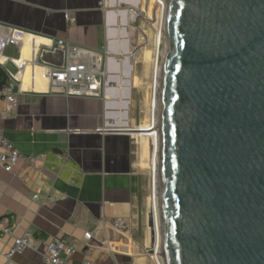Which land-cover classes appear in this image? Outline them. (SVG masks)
I'll list each match as a JSON object with an SVG mask.
<instances>
[{
  "label": "crops",
  "instance_id": "0c3cea01",
  "mask_svg": "<svg viewBox=\"0 0 264 264\" xmlns=\"http://www.w3.org/2000/svg\"><path fill=\"white\" fill-rule=\"evenodd\" d=\"M137 3L0 0V34L9 35L13 30L24 33L21 44H8L0 56L8 78L22 84L20 104L6 119V104L0 95V133L23 154L45 155L34 164L21 162L11 172L0 164V220L8 217L17 236L26 231L43 238L70 236L80 246L70 264H83L84 260L92 264H152L147 251L150 235L146 229L143 139L134 132L99 131L128 128V122H121L128 118L126 111L123 115L119 111L124 99H119L121 104L116 100L127 84L125 77L132 75L126 49L131 52L135 46L131 15L141 9L143 0ZM58 40L108 59L110 82L115 83L114 89L106 91L110 98H67L39 77V67L33 80L29 66L19 72L18 62L31 60L34 47L45 50L38 56L41 62L62 64L64 55L56 46ZM130 95L125 92L124 96ZM126 103L124 109L128 108ZM114 111L120 115L114 116ZM36 194L39 200L34 199ZM87 231L94 233L90 256L84 252ZM13 241L0 235V264L7 263ZM44 250H26L13 261L45 264Z\"/></svg>",
  "mask_w": 264,
  "mask_h": 264
},
{
  "label": "water",
  "instance_id": "95a60500",
  "mask_svg": "<svg viewBox=\"0 0 264 264\" xmlns=\"http://www.w3.org/2000/svg\"><path fill=\"white\" fill-rule=\"evenodd\" d=\"M166 4L157 124L162 263L264 264V0Z\"/></svg>",
  "mask_w": 264,
  "mask_h": 264
},
{
  "label": "built area",
  "instance_id": "2783aa9c",
  "mask_svg": "<svg viewBox=\"0 0 264 264\" xmlns=\"http://www.w3.org/2000/svg\"><path fill=\"white\" fill-rule=\"evenodd\" d=\"M158 1V0H157ZM135 18L140 15V9L133 10ZM75 21V18H71ZM24 37L23 31L13 30L12 34H0V56L5 53L8 44L19 45ZM63 51L64 61L62 64H50L41 62L38 59L45 50L34 47V53L31 60H23L18 62L19 72H24L27 66L31 69L32 80L37 75L43 80L49 81L53 87L59 90V93L67 98L82 97V98H110L106 94L107 89H114L115 83L110 82L112 75L110 65L107 58L97 55L95 52L83 49L80 45L73 44L69 41L58 40L57 45ZM56 46L51 48L56 49ZM132 54V51L130 52ZM19 85V89L16 86ZM22 94V84L17 83L14 78H8V82L0 84V95L5 102V111L3 118L13 112L20 104ZM129 128V127H128ZM121 128H100L101 132L117 131ZM137 129V128H135ZM45 158L44 154H23L9 138L0 133V164L6 171H13L21 162L34 164ZM35 200H39L40 196L36 194ZM0 235L10 236L14 239L13 246L6 254V264H16L13 258L18 253H23L26 250L41 252V248L45 264H70L72 256L79 250V243L68 235H58L51 238L35 237L31 231H26L22 236L15 234V227L11 224L8 217H3L0 220ZM94 237L92 231H87L84 234V252L86 256L92 254V246L90 241ZM157 243H155L151 253L156 259L157 264L162 263L161 255L157 254ZM156 247V248H155ZM83 264H92L90 260H84ZM163 264V263H162Z\"/></svg>",
  "mask_w": 264,
  "mask_h": 264
},
{
  "label": "rangeland",
  "instance_id": "374dc122",
  "mask_svg": "<svg viewBox=\"0 0 264 264\" xmlns=\"http://www.w3.org/2000/svg\"><path fill=\"white\" fill-rule=\"evenodd\" d=\"M162 12V6L154 0H143V5L140 9V15L135 22L132 23L135 34L133 36L134 47L132 48V54H130L132 63V75L126 79L130 80V84H124L123 90L120 91V97L116 100L121 104L119 99L122 97L123 104H121L122 115L125 111L128 112V118L121 119V122H128L129 128H137L141 125L150 123V102L152 99V84H153V72L157 63L162 64L163 48H164V36L163 44L157 47V41L159 33L162 30L163 35L165 31L160 14ZM165 9H163V15ZM160 54V56H159ZM156 60V61H155ZM130 88V97H125L126 89ZM128 102V108L124 109V103ZM120 113V112H119ZM116 121V119H114ZM143 143V176L145 178L147 201L145 207V215L147 214L146 229L149 232V248H153L156 243L154 234L153 216L150 208V195H151V174H150V162L152 160L154 146L150 138L146 141L144 148ZM140 146V148H141ZM152 258V264H157L156 259Z\"/></svg>",
  "mask_w": 264,
  "mask_h": 264
},
{
  "label": "bare ground",
  "instance_id": "6f19581e",
  "mask_svg": "<svg viewBox=\"0 0 264 264\" xmlns=\"http://www.w3.org/2000/svg\"><path fill=\"white\" fill-rule=\"evenodd\" d=\"M157 2L162 6V12L159 16L161 18L162 24H164L162 26L164 29L165 21H166V8H167L166 0H158ZM163 9H165L164 15H163ZM135 16L136 15L133 12L131 18H135ZM163 36L164 35L161 30L157 41V47L162 46ZM160 71H161V64L157 63V65L154 68L153 79H152L153 84H152V92H151L152 99L150 102V123L146 125L138 126L136 129L137 132H134L142 137L143 143H145L144 147L146 146V141L148 138L152 140L154 146L152 160L150 162V174H151L150 208L153 216V229L157 243L156 247H157L158 256H160L161 254L160 221H159L158 196H157V176H158V165H159V133H158L157 124H158V109H159Z\"/></svg>",
  "mask_w": 264,
  "mask_h": 264
},
{
  "label": "trees",
  "instance_id": "16d2710c",
  "mask_svg": "<svg viewBox=\"0 0 264 264\" xmlns=\"http://www.w3.org/2000/svg\"><path fill=\"white\" fill-rule=\"evenodd\" d=\"M8 82V74L5 69L0 65V84Z\"/></svg>",
  "mask_w": 264,
  "mask_h": 264
},
{
  "label": "flooded vegetation",
  "instance_id": "af4514ba",
  "mask_svg": "<svg viewBox=\"0 0 264 264\" xmlns=\"http://www.w3.org/2000/svg\"><path fill=\"white\" fill-rule=\"evenodd\" d=\"M113 115L116 116V115H117V111H114V112H113Z\"/></svg>",
  "mask_w": 264,
  "mask_h": 264
}]
</instances>
